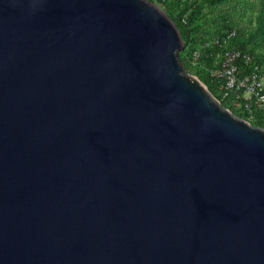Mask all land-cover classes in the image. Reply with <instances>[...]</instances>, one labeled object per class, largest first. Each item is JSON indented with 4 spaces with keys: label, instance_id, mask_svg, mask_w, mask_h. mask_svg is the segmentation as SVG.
Masks as SVG:
<instances>
[{
    "label": "water",
    "instance_id": "obj_1",
    "mask_svg": "<svg viewBox=\"0 0 264 264\" xmlns=\"http://www.w3.org/2000/svg\"><path fill=\"white\" fill-rule=\"evenodd\" d=\"M150 0H0V264H264V128Z\"/></svg>",
    "mask_w": 264,
    "mask_h": 264
},
{
    "label": "trees",
    "instance_id": "obj_2",
    "mask_svg": "<svg viewBox=\"0 0 264 264\" xmlns=\"http://www.w3.org/2000/svg\"><path fill=\"white\" fill-rule=\"evenodd\" d=\"M226 1L230 3L229 0H202L201 3L204 7L205 3H215L221 5ZM192 6L194 8V4ZM192 6L188 2L182 4L180 12L176 14L175 17H173L175 14V12H173V6H168V9L173 13V15L170 14V16L180 29L185 46L188 44L192 45L193 52L189 54V58L187 56V59L182 57V62L189 70L190 68L197 69L196 75L206 84L209 90L216 98L220 100L224 107L230 109L239 117L248 120L253 125L264 128V110L249 113L245 109L244 103L238 99L237 96L239 93L237 94L235 92H230L228 95H226L227 91L223 88L224 80L222 78L211 76L210 70L215 68L218 62V59H216L218 47L212 45L208 46L207 44L216 37H227L226 32H235V35L228 41V47L231 49L240 50L252 57L249 63H246L244 60L239 62L238 66L241 75L248 74L257 68V71L264 76L263 57L257 56L254 53L253 48H249L244 42H238L242 29L239 27L237 22L234 21L233 17L228 16L229 18L223 20L220 29L212 35L209 33L208 35L202 29H195L192 26L191 12L194 11ZM255 6V4L251 5L253 8ZM257 6L259 7L257 9L258 13L256 20L261 25H264V0H259V4ZM205 8L207 9V6ZM228 13H231V11H228ZM195 53L198 54L197 57H195ZM202 64H204L203 67L201 66Z\"/></svg>",
    "mask_w": 264,
    "mask_h": 264
},
{
    "label": "rangeland",
    "instance_id": "obj_3",
    "mask_svg": "<svg viewBox=\"0 0 264 264\" xmlns=\"http://www.w3.org/2000/svg\"><path fill=\"white\" fill-rule=\"evenodd\" d=\"M229 1L230 3L226 1L221 5L215 3H205L204 7L201 3L202 0H153L152 2H154L164 12H166L168 16H170V14L173 15V13L168 9V6L172 5L173 12H175L173 17H175V15L180 12L182 4L187 2L191 6L194 4V8L192 6V9H194V11L191 12L192 26L198 30L202 29L210 35L216 33L220 29L223 20L229 17H233L234 21H236L239 27L242 29L238 42H244L246 46H248L249 48H253L254 53L257 56L263 57L264 62V25H261L256 20V16L258 13L257 9L259 7L257 5L259 4V0ZM252 4H255L256 6L253 8L251 7ZM206 6L207 9L205 8ZM228 11H231V13H228ZM170 18L173 20L171 16ZM208 35L206 36L209 37ZM192 52V45L188 44L187 46H185L184 43V48L180 52L181 60L182 57H185L187 59L188 56L189 58V54H191ZM201 66L203 67L204 64H202ZM186 69L191 75L199 78L196 75L197 69L190 68L189 70L187 67Z\"/></svg>",
    "mask_w": 264,
    "mask_h": 264
},
{
    "label": "built area",
    "instance_id": "obj_4",
    "mask_svg": "<svg viewBox=\"0 0 264 264\" xmlns=\"http://www.w3.org/2000/svg\"><path fill=\"white\" fill-rule=\"evenodd\" d=\"M227 37H216L207 45L217 46L218 51L216 59L217 66L210 70L211 76L222 78L224 80L223 88L230 92L239 93L240 99L245 109L249 113L264 110V76L257 68L248 74L241 75L239 62L244 60L246 63L251 61V56L240 50L228 47V41L235 35V32H226ZM197 57V53L194 54Z\"/></svg>",
    "mask_w": 264,
    "mask_h": 264
}]
</instances>
